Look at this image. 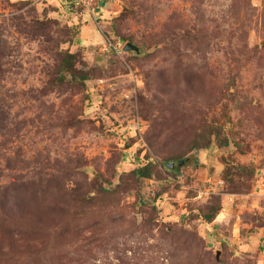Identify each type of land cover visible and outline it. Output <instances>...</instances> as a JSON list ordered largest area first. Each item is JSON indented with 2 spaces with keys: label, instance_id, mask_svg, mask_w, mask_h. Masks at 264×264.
I'll return each instance as SVG.
<instances>
[{
  "label": "rangeland",
  "instance_id": "obj_1",
  "mask_svg": "<svg viewBox=\"0 0 264 264\" xmlns=\"http://www.w3.org/2000/svg\"><path fill=\"white\" fill-rule=\"evenodd\" d=\"M0 264H264V0H0Z\"/></svg>",
  "mask_w": 264,
  "mask_h": 264
},
{
  "label": "trees",
  "instance_id": "obj_2",
  "mask_svg": "<svg viewBox=\"0 0 264 264\" xmlns=\"http://www.w3.org/2000/svg\"><path fill=\"white\" fill-rule=\"evenodd\" d=\"M76 55L75 53L68 52L67 50H61L59 54L58 61V78L61 79L64 77V74L74 77V72L72 70L75 63ZM78 79L84 80L86 78L85 73L80 75H75ZM132 172L136 178L148 177L150 176V171H148V164L144 166H138L132 169ZM218 208L209 209L205 213H196V218L203 224L211 222L214 216L217 214Z\"/></svg>",
  "mask_w": 264,
  "mask_h": 264
},
{
  "label": "water",
  "instance_id": "obj_3",
  "mask_svg": "<svg viewBox=\"0 0 264 264\" xmlns=\"http://www.w3.org/2000/svg\"><path fill=\"white\" fill-rule=\"evenodd\" d=\"M133 48H134V46L131 45V44L128 43V42L124 43V45H123V47H122L123 50H130V49H133ZM184 160H186V158H183L182 160H178V161L176 162V166L178 167V166H179ZM165 166H166L167 168H169V169L173 168V167H174L173 161L166 162V163H165Z\"/></svg>",
  "mask_w": 264,
  "mask_h": 264
},
{
  "label": "built area",
  "instance_id": "obj_4",
  "mask_svg": "<svg viewBox=\"0 0 264 264\" xmlns=\"http://www.w3.org/2000/svg\"><path fill=\"white\" fill-rule=\"evenodd\" d=\"M69 1L72 2L74 5L83 6V7H86L87 9L89 8V4L92 2V0H69ZM106 1L107 0H104V2H106ZM200 194H202V191L198 192V196Z\"/></svg>",
  "mask_w": 264,
  "mask_h": 264
}]
</instances>
